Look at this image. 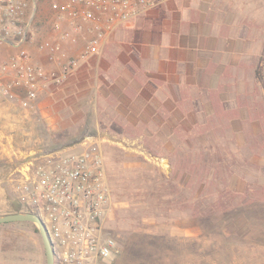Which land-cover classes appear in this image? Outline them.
Instances as JSON below:
<instances>
[{
  "label": "rangeland",
  "instance_id": "obj_1",
  "mask_svg": "<svg viewBox=\"0 0 264 264\" xmlns=\"http://www.w3.org/2000/svg\"><path fill=\"white\" fill-rule=\"evenodd\" d=\"M253 2L262 6L263 0ZM253 20V30L263 36L262 11ZM262 39L256 43L260 56L251 64L255 72L242 75L247 90L231 92L237 107L218 105L216 120L171 124L165 140L105 133L113 204L106 228L120 248L111 264H264ZM244 107L250 121L231 123ZM86 126L80 120L51 131L37 109L24 112L0 95V217L37 214L23 199L27 160L40 150L69 153ZM0 264H48L36 224H0Z\"/></svg>",
  "mask_w": 264,
  "mask_h": 264
},
{
  "label": "crops",
  "instance_id": "obj_2",
  "mask_svg": "<svg viewBox=\"0 0 264 264\" xmlns=\"http://www.w3.org/2000/svg\"><path fill=\"white\" fill-rule=\"evenodd\" d=\"M52 1L37 0L36 41L59 43L75 55L84 41L59 40L52 31ZM261 11L264 19V0L262 6L253 0H168L117 29L100 56L82 62L43 95L37 106L41 119L51 131L86 121L80 140L103 139L111 131L115 138L165 140L171 124L216 120L218 105L237 107L231 92L247 90L244 70L255 72L251 64L260 56L257 44L264 34L257 36L252 20L260 19ZM26 49L36 63L53 68L46 52L34 45ZM239 116L230 122L250 121L245 107ZM125 127L135 134L127 135Z\"/></svg>",
  "mask_w": 264,
  "mask_h": 264
},
{
  "label": "built area",
  "instance_id": "obj_3",
  "mask_svg": "<svg viewBox=\"0 0 264 264\" xmlns=\"http://www.w3.org/2000/svg\"><path fill=\"white\" fill-rule=\"evenodd\" d=\"M166 1L53 0L52 31L60 41H84L70 56L59 43L36 41L37 0H0V95L24 112L36 110L41 96L100 56L117 29ZM28 45L46 52L53 68L36 63ZM102 145L101 138L84 137L69 153L35 151L24 166L23 199L44 223L59 264H111L119 254L106 228L113 204Z\"/></svg>",
  "mask_w": 264,
  "mask_h": 264
},
{
  "label": "water",
  "instance_id": "obj_4",
  "mask_svg": "<svg viewBox=\"0 0 264 264\" xmlns=\"http://www.w3.org/2000/svg\"><path fill=\"white\" fill-rule=\"evenodd\" d=\"M17 222H29L32 224H36L38 226V231L42 239L48 264H54L55 254L53 251V246L49 239L46 227L44 223L41 221V219L38 216L29 213L28 214L15 213L0 217V224L17 223Z\"/></svg>",
  "mask_w": 264,
  "mask_h": 264
}]
</instances>
